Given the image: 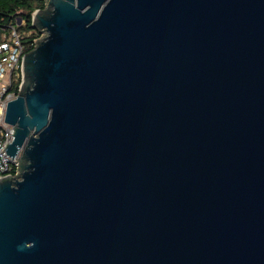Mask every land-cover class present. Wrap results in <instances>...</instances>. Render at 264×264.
Instances as JSON below:
<instances>
[{
	"label": "water",
	"instance_id": "obj_1",
	"mask_svg": "<svg viewBox=\"0 0 264 264\" xmlns=\"http://www.w3.org/2000/svg\"><path fill=\"white\" fill-rule=\"evenodd\" d=\"M43 1L0 264H264V0Z\"/></svg>",
	"mask_w": 264,
	"mask_h": 264
},
{
	"label": "built area",
	"instance_id": "obj_2",
	"mask_svg": "<svg viewBox=\"0 0 264 264\" xmlns=\"http://www.w3.org/2000/svg\"><path fill=\"white\" fill-rule=\"evenodd\" d=\"M24 24L19 19L16 24L0 26V179L16 173L22 152L13 158L4 148L13 141L15 132L14 126L5 121L8 103L18 97L24 82V33L19 30Z\"/></svg>",
	"mask_w": 264,
	"mask_h": 264
},
{
	"label": "trees",
	"instance_id": "obj_3",
	"mask_svg": "<svg viewBox=\"0 0 264 264\" xmlns=\"http://www.w3.org/2000/svg\"><path fill=\"white\" fill-rule=\"evenodd\" d=\"M45 5L43 0H0V26L16 24L20 19L32 30L30 35L24 36L23 39L26 44L25 54L34 48V41L41 37V32L33 26V13L44 9ZM15 170L14 168L12 173H15Z\"/></svg>",
	"mask_w": 264,
	"mask_h": 264
},
{
	"label": "rangeland",
	"instance_id": "obj_4",
	"mask_svg": "<svg viewBox=\"0 0 264 264\" xmlns=\"http://www.w3.org/2000/svg\"><path fill=\"white\" fill-rule=\"evenodd\" d=\"M36 29V28H35ZM21 32L22 33H24V36H28V35H30V33H31V31L32 30H30V29H28L27 27H26V25H22L21 26ZM43 37V33L41 32V37L39 38V39H41ZM39 39H37V40H39ZM25 48H26V44H25ZM21 154H22V152H21ZM21 156V155H20ZM16 174H18V170L16 171V173L13 175V176H15Z\"/></svg>",
	"mask_w": 264,
	"mask_h": 264
}]
</instances>
